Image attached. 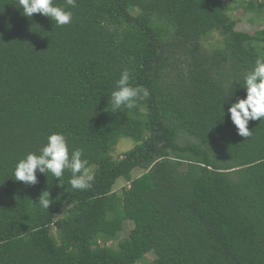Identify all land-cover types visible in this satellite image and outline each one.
<instances>
[{
  "label": "trees",
  "instance_id": "obj_1",
  "mask_svg": "<svg viewBox=\"0 0 264 264\" xmlns=\"http://www.w3.org/2000/svg\"><path fill=\"white\" fill-rule=\"evenodd\" d=\"M230 9L0 0V264H264V28Z\"/></svg>",
  "mask_w": 264,
  "mask_h": 264
},
{
  "label": "rangeland",
  "instance_id": "obj_2",
  "mask_svg": "<svg viewBox=\"0 0 264 264\" xmlns=\"http://www.w3.org/2000/svg\"><path fill=\"white\" fill-rule=\"evenodd\" d=\"M228 2V5L231 6L230 11H228V16L236 22L235 28L242 32L254 33L257 30L264 28V11L257 14L254 10H249L244 7H238L232 0H225ZM220 40V36L216 32H212L206 39H202L201 41V53L203 56L211 53L215 42ZM186 141H192L187 138L185 135L179 136L178 142L179 144H184ZM134 145V142L129 138H122L111 150L110 154L112 158L118 159L124 152L131 149ZM142 170L138 168L132 171V176L136 177ZM127 184L124 179H120L117 181L114 186L115 190H119V188ZM132 228L131 221H125L121 230L116 233V237L110 240L107 244L116 247L121 240L127 238L129 230ZM153 256L151 254H145L143 258L138 261L136 264H150Z\"/></svg>",
  "mask_w": 264,
  "mask_h": 264
}]
</instances>
